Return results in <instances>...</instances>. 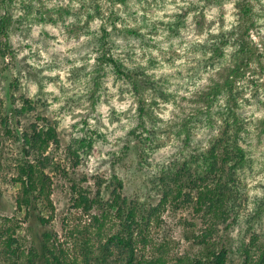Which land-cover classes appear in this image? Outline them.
Returning <instances> with one entry per match:
<instances>
[{
	"label": "rangeland",
	"instance_id": "374dc122",
	"mask_svg": "<svg viewBox=\"0 0 264 264\" xmlns=\"http://www.w3.org/2000/svg\"><path fill=\"white\" fill-rule=\"evenodd\" d=\"M3 13L11 22L0 39V264H28L43 239L50 261L84 264L119 219L116 208L86 209L80 194L106 198L115 176L129 200L155 208L158 176L184 161L202 168L227 127L243 158L226 264H246L244 246L251 262L260 254L264 0H0ZM48 128L56 141L29 149L27 135ZM45 156L43 188L27 206L20 168ZM180 202L155 211L136 236V262L191 259L182 222L199 215Z\"/></svg>",
	"mask_w": 264,
	"mask_h": 264
},
{
	"label": "trees",
	"instance_id": "16d2710c",
	"mask_svg": "<svg viewBox=\"0 0 264 264\" xmlns=\"http://www.w3.org/2000/svg\"><path fill=\"white\" fill-rule=\"evenodd\" d=\"M10 19L9 14L6 13L0 16V39L8 34ZM228 129L229 127L225 128L221 138L210 147L207 162L202 168L197 160L193 161L196 166L184 161L175 171L164 172L158 176L157 186L160 198L155 208H148L146 211V208H141L137 202L129 200L122 194V184L115 176L114 182L104 187L107 189L106 198L101 195L103 191H100L94 198L80 194L79 202L86 209L90 207H100L103 210L116 208V217L119 219L117 232L100 244L97 254L86 250L83 263L109 264L110 262L111 264V258L114 256L117 259L116 264H141L139 261L136 262V236L147 228L155 211L169 203L177 204L181 201L180 203L191 205L199 218L192 217L182 222L183 237L189 247L194 248V253L191 259L185 257L179 260L178 264H226L232 243L226 227L231 223L229 218L238 196V183L234 178V169L243 158L242 149L236 145L237 134L230 139ZM50 140L56 141V134L52 128L45 131L34 129L32 135H27L25 144L29 149L41 152ZM46 159L45 156L42 160L38 159L36 165L27 163L20 168V175L17 179L21 181L24 194L21 201L27 206L31 204V196L38 188V182L43 179L40 173L43 175ZM40 188H43V185L38 189ZM39 220L42 225H45L46 220L43 217H39ZM42 236L47 238L48 233L42 232ZM44 241L43 239L39 242L40 252L34 249L27 263L63 264L53 254L52 261H50L46 253L52 251L48 249ZM248 254L249 250L244 246L242 256L246 264H264V249L252 262ZM150 264H155V261H151Z\"/></svg>",
	"mask_w": 264,
	"mask_h": 264
}]
</instances>
